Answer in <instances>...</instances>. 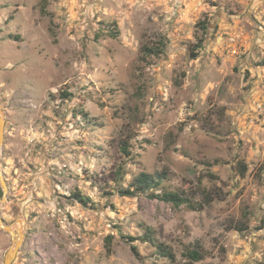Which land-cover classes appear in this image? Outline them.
Listing matches in <instances>:
<instances>
[{"label": "rangeland", "instance_id": "rangeland-1", "mask_svg": "<svg viewBox=\"0 0 264 264\" xmlns=\"http://www.w3.org/2000/svg\"><path fill=\"white\" fill-rule=\"evenodd\" d=\"M0 112L13 264H186L195 247V264H264V0H0ZM141 172L194 210L120 196ZM140 226L174 262L133 254ZM12 246L0 230V264Z\"/></svg>", "mask_w": 264, "mask_h": 264}, {"label": "trees", "instance_id": "trees-1", "mask_svg": "<svg viewBox=\"0 0 264 264\" xmlns=\"http://www.w3.org/2000/svg\"><path fill=\"white\" fill-rule=\"evenodd\" d=\"M201 28L204 32L208 33L210 23L205 24L204 22L200 23ZM166 47V39L163 38L160 40L155 46L152 47H145L142 49L145 56L151 57V56H161L164 53ZM198 48H201L200 46ZM64 98L70 97V94L63 93ZM85 116V115H83ZM121 151L124 155H128V149L126 144H123L121 146ZM239 173L241 176H244V174L247 171V167L243 163H239ZM165 178V175L163 173H155V174H148L145 172L139 173L127 189H120L118 193L122 197H136L139 194H148V196L152 199L160 200L161 202H165L168 204H171L174 207H180V206H186L188 209L194 210L195 206L192 203V201L186 197L182 193L178 192H162L160 194H154V191L158 190L162 182ZM209 195V194H208ZM208 195H205V201L207 203L212 202L210 199L211 197H208ZM75 200H77L78 203H80L83 206H87V204L90 202V200L87 197H84L80 194L74 195ZM210 199V200H209ZM140 228L143 229V234L138 238L133 237H124L123 239L127 240V244L130 245L131 250L133 254L137 257L138 252L136 246L133 244L136 241H140L141 243H146L150 247H152L155 251V253L158 255V257L166 259L170 262H174L175 255L173 251L163 243L159 242L155 235L154 231L147 226H140ZM248 229V227L242 226V227H236V231L238 232H245ZM111 237L108 238L110 240ZM185 257L187 258L188 262L186 264H195L199 263L204 259L203 253L198 249V247H195L194 249H190L185 253Z\"/></svg>", "mask_w": 264, "mask_h": 264}, {"label": "water", "instance_id": "water-1", "mask_svg": "<svg viewBox=\"0 0 264 264\" xmlns=\"http://www.w3.org/2000/svg\"><path fill=\"white\" fill-rule=\"evenodd\" d=\"M4 128H5V123H4L3 118L1 117V112H0V150H1V145H2V141L4 137ZM0 185L2 187V192H3L2 200H3L6 187H5V181L2 178L1 171H0ZM2 200L0 202H2ZM0 230L5 231L9 235L13 243L12 248L9 249L7 253L5 254L3 264H13L17 256L18 250L23 242L24 235L21 229H17L16 231H14L11 226L4 225L1 217H0Z\"/></svg>", "mask_w": 264, "mask_h": 264}]
</instances>
